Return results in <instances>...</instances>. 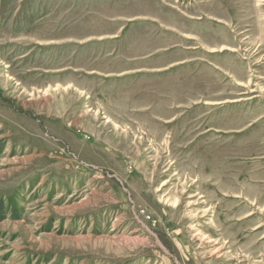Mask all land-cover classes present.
Listing matches in <instances>:
<instances>
[{
	"label": "rangeland",
	"instance_id": "rangeland-1",
	"mask_svg": "<svg viewBox=\"0 0 264 264\" xmlns=\"http://www.w3.org/2000/svg\"><path fill=\"white\" fill-rule=\"evenodd\" d=\"M0 264H264V0H0Z\"/></svg>",
	"mask_w": 264,
	"mask_h": 264
},
{
	"label": "trees",
	"instance_id": "trees-1",
	"mask_svg": "<svg viewBox=\"0 0 264 264\" xmlns=\"http://www.w3.org/2000/svg\"><path fill=\"white\" fill-rule=\"evenodd\" d=\"M4 208H5V207L3 206L2 202H0V215H1V216H3V214H4V212H5V211H4Z\"/></svg>",
	"mask_w": 264,
	"mask_h": 264
}]
</instances>
